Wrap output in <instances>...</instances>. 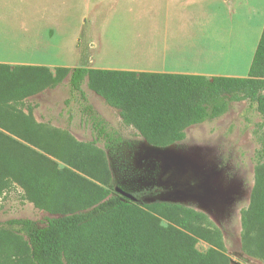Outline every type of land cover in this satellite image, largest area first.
<instances>
[{
	"label": "trees",
	"instance_id": "1",
	"mask_svg": "<svg viewBox=\"0 0 264 264\" xmlns=\"http://www.w3.org/2000/svg\"><path fill=\"white\" fill-rule=\"evenodd\" d=\"M67 78L97 132L89 144L70 139L68 150L47 144L60 131L29 119L33 109L25 104ZM85 83L148 145L166 148L183 141L189 127L226 114L232 102L247 101L264 116V29L247 77L0 63V197L18 185L35 208L59 215L44 226L30 219L3 224L19 237L0 236V264H229L217 249H197L214 239L200 226L205 214L174 202L138 203L142 194L131 199L114 190L107 156L95 145L104 139L112 150L121 138L104 130ZM242 229L264 261V171L256 174Z\"/></svg>",
	"mask_w": 264,
	"mask_h": 264
},
{
	"label": "rangeland",
	"instance_id": "2",
	"mask_svg": "<svg viewBox=\"0 0 264 264\" xmlns=\"http://www.w3.org/2000/svg\"><path fill=\"white\" fill-rule=\"evenodd\" d=\"M253 6L250 1L237 0L233 8L239 10V15L234 19L213 17L211 9L204 8L174 12L172 20L186 24L196 36L212 38L217 46L214 63L234 66L240 62L239 77H247L243 76L248 74L245 63L251 60L264 19V8L253 19ZM165 14L151 9L89 11L79 0H0V63L46 66L52 72L58 67L87 66L83 46L89 32L93 40L96 35L116 40L117 33V37L126 38L132 29L124 28L132 24L143 28L142 22L163 23ZM88 18L104 26H93L91 32L85 20ZM201 19L208 24L201 25ZM104 48L106 52L96 50L98 59L110 64L120 60L108 44ZM83 91L103 121L104 130L121 138L112 150L105 149L104 139L95 145L107 156L114 190L128 195L146 191L138 203L174 202L199 211L208 217V222L200 226L214 232L213 243L198 242L199 251L217 249L227 256L229 264H264L251 236L242 229V212L250 207L256 174L264 171V116L250 108L247 101L232 102L220 118L189 127L183 141L156 148L148 145L134 128L125 126L119 111L107 105L87 83ZM25 104L33 109L29 119L36 121L35 116L42 115L49 122L37 124L60 131L54 139L46 140L49 146L68 150L73 144L70 139L89 144L97 138L93 122L83 112L80 95L69 86V78L54 89L26 99ZM26 109L22 107L21 111L28 114ZM71 127L78 137L71 133ZM47 130H43L44 134ZM55 161L59 168L65 167L63 162ZM58 216L35 208L24 190L13 185L0 197V236L19 237L2 228L9 220L30 219L44 226L48 218Z\"/></svg>",
	"mask_w": 264,
	"mask_h": 264
},
{
	"label": "crops",
	"instance_id": "3",
	"mask_svg": "<svg viewBox=\"0 0 264 264\" xmlns=\"http://www.w3.org/2000/svg\"><path fill=\"white\" fill-rule=\"evenodd\" d=\"M87 5L89 11H125L133 12L144 9L151 11L166 12L163 23L151 21V23L142 22L140 27L134 24L124 29H132L128 32L126 38L117 37L116 40H106L102 35H96L93 40L92 33H88L86 43L83 46L86 52L87 67L95 69H110L119 71H131L137 73H164V74H183V75H201L208 78L217 76L239 77L240 62L232 65H217L214 63L216 56V42L210 37L196 36L187 29L186 24L180 21L172 20L174 12H183V10H204L208 8L213 17H232L234 19L239 15V10L233 8L237 0H79ZM246 1V0H240ZM253 3L250 13L256 20L259 11L264 8V0H247ZM226 9V12H224ZM86 23L89 28L102 27V22H94L91 18ZM261 31L257 43L254 45L251 60L245 65L246 72H249L259 40L264 29V19H261ZM139 24V22H138ZM208 21L201 19V25L206 26ZM91 34V35H90ZM208 35V34H207ZM80 43V39H76ZM108 44L110 49L115 52V58L111 64L106 60L98 59L95 54L106 52L104 45ZM112 46V47H111ZM79 49V48H78ZM76 50L77 53L81 51ZM100 57V56H99ZM243 75V76H247ZM37 123L49 122L44 116H35ZM71 133L75 132L71 127ZM78 137L77 135H75Z\"/></svg>",
	"mask_w": 264,
	"mask_h": 264
},
{
	"label": "water",
	"instance_id": "4",
	"mask_svg": "<svg viewBox=\"0 0 264 264\" xmlns=\"http://www.w3.org/2000/svg\"><path fill=\"white\" fill-rule=\"evenodd\" d=\"M116 192L120 193L121 195L125 196V197H128V198H131V199H134L132 195H128L126 193H123L121 192L120 190H116Z\"/></svg>",
	"mask_w": 264,
	"mask_h": 264
},
{
	"label": "flooded vegetation",
	"instance_id": "5",
	"mask_svg": "<svg viewBox=\"0 0 264 264\" xmlns=\"http://www.w3.org/2000/svg\"><path fill=\"white\" fill-rule=\"evenodd\" d=\"M134 194H142V195H141V198H143L147 193H146V191H141V192L133 193V195H134ZM141 198H140V199H141Z\"/></svg>",
	"mask_w": 264,
	"mask_h": 264
}]
</instances>
